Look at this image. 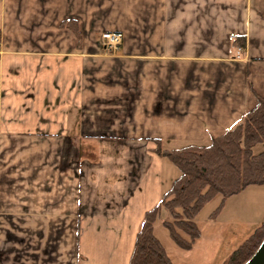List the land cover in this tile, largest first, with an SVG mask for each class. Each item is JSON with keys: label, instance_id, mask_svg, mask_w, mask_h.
<instances>
[{"label": "crops", "instance_id": "obj_1", "mask_svg": "<svg viewBox=\"0 0 264 264\" xmlns=\"http://www.w3.org/2000/svg\"><path fill=\"white\" fill-rule=\"evenodd\" d=\"M258 98L264 0H0V264H129L179 175L155 141L208 145Z\"/></svg>", "mask_w": 264, "mask_h": 264}, {"label": "trees", "instance_id": "obj_2", "mask_svg": "<svg viewBox=\"0 0 264 264\" xmlns=\"http://www.w3.org/2000/svg\"><path fill=\"white\" fill-rule=\"evenodd\" d=\"M77 34L74 21L63 24ZM233 46H245L243 37H236ZM153 152L169 161L179 171L160 201L144 214L136 234L129 264H173L156 238L153 226L161 223L172 242L182 250H190L200 238L196 217L213 200L220 198L210 215L215 218L224 202L249 186H264V98L233 128L213 136L208 145H187L176 150H163L158 141ZM261 149L254 153L256 147ZM181 233L187 237H182ZM254 235L236 249L224 264H244L259 246Z\"/></svg>", "mask_w": 264, "mask_h": 264}, {"label": "rangeland", "instance_id": "obj_3", "mask_svg": "<svg viewBox=\"0 0 264 264\" xmlns=\"http://www.w3.org/2000/svg\"><path fill=\"white\" fill-rule=\"evenodd\" d=\"M118 49L107 54L114 55ZM260 149L261 147H256L254 153ZM84 154L91 159L96 158L98 152H95V156L92 152ZM173 171L174 175L180 174L176 167ZM219 202L220 198L213 200L196 217L200 238L190 250H182L172 242L168 231L161 223L162 219L168 218L166 212L162 210V219L156 220L153 231L174 264H224L249 237L254 235L256 242L260 235L264 234V186H249L228 198L219 214L211 218L210 215ZM181 235L187 239L182 233Z\"/></svg>", "mask_w": 264, "mask_h": 264}, {"label": "built area", "instance_id": "obj_4", "mask_svg": "<svg viewBox=\"0 0 264 264\" xmlns=\"http://www.w3.org/2000/svg\"><path fill=\"white\" fill-rule=\"evenodd\" d=\"M101 42L104 49L108 52L115 51L119 48L122 42V36L120 33H105L101 35ZM241 49L237 50V58Z\"/></svg>", "mask_w": 264, "mask_h": 264}, {"label": "water", "instance_id": "obj_5", "mask_svg": "<svg viewBox=\"0 0 264 264\" xmlns=\"http://www.w3.org/2000/svg\"><path fill=\"white\" fill-rule=\"evenodd\" d=\"M244 264H264V238L254 254Z\"/></svg>", "mask_w": 264, "mask_h": 264}]
</instances>
